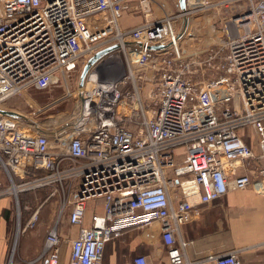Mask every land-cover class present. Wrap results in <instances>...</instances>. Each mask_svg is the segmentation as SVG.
<instances>
[{
	"label": "built area",
	"instance_id": "built-area-1",
	"mask_svg": "<svg viewBox=\"0 0 264 264\" xmlns=\"http://www.w3.org/2000/svg\"><path fill=\"white\" fill-rule=\"evenodd\" d=\"M133 11L142 22L123 29L121 17ZM197 15L220 22L217 43L184 51L180 32ZM112 46L83 85L66 90L61 101L72 106L52 120V133L7 115L29 89L66 85ZM119 54L135 55L150 76L126 61L125 75L101 78L96 68ZM145 82L153 87L143 98ZM0 170L9 180L0 197L49 188L59 200L46 264H58L65 212L79 227L69 264H101L113 239L153 226L167 264H241V250L197 243L186 226L201 205L264 186V0H185L174 12L160 0H0ZM36 221L34 212L24 230Z\"/></svg>",
	"mask_w": 264,
	"mask_h": 264
},
{
	"label": "crops",
	"instance_id": "crops-1",
	"mask_svg": "<svg viewBox=\"0 0 264 264\" xmlns=\"http://www.w3.org/2000/svg\"><path fill=\"white\" fill-rule=\"evenodd\" d=\"M160 1H163L167 10L170 11L165 4V0ZM177 7L178 0L176 2ZM141 22V16H137V13L128 12L121 17L120 26L123 29H129ZM149 76L150 73L147 72L146 78ZM31 90L32 88L8 104L13 112H9L7 115L23 120L25 111L36 107V103L33 102L30 95ZM18 100L25 107L24 112L20 108L21 105L17 103ZM68 102L67 106H63L61 98L54 99L47 104H43V106L40 105V108H35L36 112L28 118L31 121L51 125L53 119L57 122L65 117V112H69L72 102L70 99ZM60 107L61 110H59ZM45 109H50L49 114L54 115L53 119H40L37 117ZM243 173L236 172V174ZM8 185L7 174L0 170V190L3 191ZM38 191L35 190V192ZM24 193L26 192L18 195V201L12 196L0 197V264H4L7 259L15 214L13 208L15 207V211H17L19 196L21 195V198L26 196ZM27 203L23 202L22 204L24 210L26 212L34 210L33 213L37 212L39 218L33 229H26L23 232L18 256L21 260L28 261L27 264H46V261L41 259V244L45 232L47 233L54 224L59 200L58 198L48 197L37 206ZM199 209V218L186 226V229L197 243H209L211 247L216 249L241 250L239 253L241 264H264V186L255 182L245 190H231L220 199L201 205ZM28 214L30 213L28 212ZM89 216L90 213L88 212L84 222L86 226L89 225ZM29 220L30 216H27L25 226ZM78 231V226L68 223L67 216L60 221L58 233L61 238V247L58 264H69V244L77 236ZM159 231L158 227L153 226L149 229L131 230L113 239L105 246L101 264H131L133 257L137 255L146 256L149 264H167L164 249L159 242Z\"/></svg>",
	"mask_w": 264,
	"mask_h": 264
},
{
	"label": "rangeland",
	"instance_id": "rangeland-1",
	"mask_svg": "<svg viewBox=\"0 0 264 264\" xmlns=\"http://www.w3.org/2000/svg\"><path fill=\"white\" fill-rule=\"evenodd\" d=\"M176 2L177 0H165V4L169 8V10L173 12L177 10ZM131 13H137V16H140V13L138 11L137 12L133 11ZM208 18H210V16H206V15L193 16L187 21V23L183 25L182 31L180 32V43L184 51H191L193 47H196L201 44L209 43V42L217 43L215 39V35H217V30L221 27V24L217 19H213L210 22ZM209 45H206V46H209ZM126 61L127 63L129 61V64H131V66L133 67V71L136 72L137 75L146 76L147 72L140 71L139 69L136 68V66H134L136 62L135 55H132L130 58H126L122 54H119L118 56H111L105 59L104 61H102V64L96 68V71H98L99 76L101 78H103L104 76L109 77V78L115 77L116 75L122 76V75H125L124 64H126ZM80 72L81 71H76L75 73L68 75L66 78L67 79L66 85H64V83L60 79L59 83L54 88H51L47 91H38V90L36 91L32 89L30 95L33 98V102L36 103L35 108H40V105L43 106V104H47L50 101H53L54 99L63 98L64 94L66 93V90L73 92L76 87V80L78 81L79 79ZM141 86L143 87L142 97L146 98V93L148 94V92L153 87V84L150 82H145ZM120 91L123 94L128 93L127 84L122 86ZM144 93H145V97H144ZM17 103L21 105L20 108L21 110L23 109V112H24L25 107L22 106L21 101L18 100ZM68 103H69L68 100L62 101L63 106H67ZM35 108L29 109L28 111L26 110L27 112L25 111L24 115L27 117H32V113L36 112ZM59 110H61V107L59 108ZM49 112H50V109H45L44 111L39 113L37 117L40 119H47V118L53 119L54 115L53 114L50 115ZM45 128L48 129L49 133H52L54 131V129L51 127L50 124H47ZM32 192L34 191H31V193L29 194H25L26 196H23L22 198L20 197L19 205L23 204V202H28L27 204H32L34 206H37L43 203V201H45L46 198L48 199L47 193L44 191L35 192V193H32ZM59 207L60 206L58 205V208H56L54 222L57 219ZM88 209H89V212L92 211L91 202L88 204ZM13 211L15 212L14 222H13V226L11 229L12 233L10 235V243H9V247L7 251V259L4 264H27L28 261L25 262L21 260L18 256L19 245H20L21 238L23 237V232H25L26 229L31 230L36 226L39 215L37 216V221L34 224V226L32 228L27 227L24 230V228L26 227L25 219L27 218V216L28 217L30 216L31 218V216L33 215L31 213H33L34 210L29 211L30 214H28V212H25L24 210L20 209V206H18L17 211H15V207L13 208ZM64 217H66V212L63 218H61V220L62 219L64 220ZM46 234L47 233L45 232L44 238L41 244V248H43L42 246L44 245Z\"/></svg>",
	"mask_w": 264,
	"mask_h": 264
},
{
	"label": "water",
	"instance_id": "water-1",
	"mask_svg": "<svg viewBox=\"0 0 264 264\" xmlns=\"http://www.w3.org/2000/svg\"><path fill=\"white\" fill-rule=\"evenodd\" d=\"M178 6L180 10H184L185 7V0H178ZM152 50H158L159 47H152ZM115 50H117V46H112L109 48H106L104 50H101L99 52H97L95 55H93L88 61L87 63L84 65V67L82 68L81 72H80V76H79V86L83 85L89 71L97 64L99 63L105 56L111 54L112 52H114Z\"/></svg>",
	"mask_w": 264,
	"mask_h": 264
},
{
	"label": "trees",
	"instance_id": "trees-1",
	"mask_svg": "<svg viewBox=\"0 0 264 264\" xmlns=\"http://www.w3.org/2000/svg\"><path fill=\"white\" fill-rule=\"evenodd\" d=\"M40 191H44V192H46L47 193V196L49 195V193H50V189L49 188H43V189H39V191L38 192H40ZM35 192V191H34ZM29 193H31V191H29V192H26V193H24V195L25 194H29ZM33 193V192H32ZM20 197H21V195L19 196V200H20ZM20 204V203H19ZM20 206V209H22V210H24V206L21 204V205H19ZM25 211V210H24ZM29 211H31V210H28V212ZM26 212V211H25Z\"/></svg>",
	"mask_w": 264,
	"mask_h": 264
}]
</instances>
